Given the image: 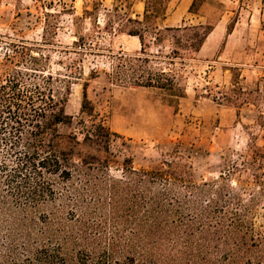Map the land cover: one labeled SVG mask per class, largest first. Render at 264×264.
<instances>
[{
	"label": "trees",
	"instance_id": "trees-1",
	"mask_svg": "<svg viewBox=\"0 0 264 264\" xmlns=\"http://www.w3.org/2000/svg\"><path fill=\"white\" fill-rule=\"evenodd\" d=\"M141 1L142 13H124L118 28L138 39L139 49L112 52L105 74L117 86L165 91L176 105L186 94L185 66L198 61L225 7L192 0L188 12L204 21L162 26L170 0ZM206 3L217 9L213 18ZM54 31L44 26L41 41L0 36L7 65L0 79V264H264L254 199L244 201L222 175L198 181L176 150L139 168L114 151L120 135L88 97L98 73L83 77L80 59H60L53 70L50 51L58 46L47 35ZM77 38L60 51H89ZM225 70L229 84L206 86L204 97L240 107L255 104L257 93L264 103V67L252 87L241 83L238 65ZM80 79L81 117L74 121L66 105Z\"/></svg>",
	"mask_w": 264,
	"mask_h": 264
},
{
	"label": "rangeland",
	"instance_id": "rangeland-1",
	"mask_svg": "<svg viewBox=\"0 0 264 264\" xmlns=\"http://www.w3.org/2000/svg\"><path fill=\"white\" fill-rule=\"evenodd\" d=\"M84 10L93 13L84 17ZM142 10L143 2L136 0L130 4L126 0H0V36L41 41L44 26L55 30L47 35V43L58 46L50 51L51 67L61 69L56 64L60 59L66 64L80 59L83 77L91 70L98 73L90 81L88 97L110 130L120 135L113 141L114 151L130 155L134 167L139 168L176 150L180 160L192 165L198 181H220L222 175L244 201L254 199L253 226L264 236V103L257 93L255 101L251 100L255 104L240 107L203 96L208 85L229 84L230 72L225 67L232 65L240 67L241 83L252 87L264 67V38L255 35L256 31L241 34L239 26L229 36L226 26L219 32L215 29L203 44L198 61L186 64V94L175 105L165 91L117 86L105 74L111 71L112 52L139 49L138 39L120 33L118 28L124 23V13L135 17ZM203 11L210 18L217 14L214 3H206ZM236 14L235 10L227 12L223 21L228 16V24ZM204 20L190 14L184 22ZM180 23L159 21L162 26ZM79 35L83 40L78 42L89 51L80 56L60 51L71 47ZM247 48L250 51L246 52ZM4 50L0 44V79L7 67L1 64ZM81 81L72 85L66 105L74 121L81 117Z\"/></svg>",
	"mask_w": 264,
	"mask_h": 264
},
{
	"label": "crops",
	"instance_id": "crops-1",
	"mask_svg": "<svg viewBox=\"0 0 264 264\" xmlns=\"http://www.w3.org/2000/svg\"><path fill=\"white\" fill-rule=\"evenodd\" d=\"M136 1H138V3H142L140 0H136ZM191 1L192 0H170L166 16L164 19L161 20V22L165 23L170 20H175V21L179 20V22L182 23L184 19H186L187 16L191 14L188 12V7ZM218 1L224 5L225 11L216 22L213 31H215V29L217 28H218V32L222 30V28L226 26L228 21V16L226 17V20L223 21L225 14L227 12L233 13L235 10L237 14L233 29L239 26V29L241 30V34L243 31H246L247 33L256 31L255 35H259L258 36L259 38L261 36L264 38V0H218ZM191 15L198 16L195 14H191ZM257 26L259 30H257ZM213 31L210 34H212ZM231 33H229L228 36ZM248 51H250L249 48H247L246 52Z\"/></svg>",
	"mask_w": 264,
	"mask_h": 264
}]
</instances>
